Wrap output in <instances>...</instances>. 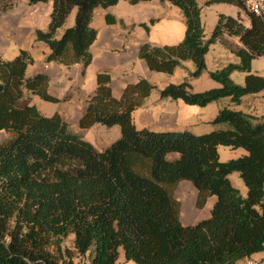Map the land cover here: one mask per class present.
Wrapping results in <instances>:
<instances>
[{
  "label": "trees",
  "instance_id": "obj_1",
  "mask_svg": "<svg viewBox=\"0 0 264 264\" xmlns=\"http://www.w3.org/2000/svg\"><path fill=\"white\" fill-rule=\"evenodd\" d=\"M29 5L49 0H26ZM120 0H51L52 11L37 41L50 53L47 61L65 67L81 64V76L91 62L89 47L96 38L91 27L94 11ZM136 5L150 0H125ZM179 9L185 24L183 40L172 46L145 42L137 55L151 72L171 75L190 61L196 79L205 71L204 56L220 42L239 59L238 64L209 74L218 88L192 92L188 81L159 91L161 99L180 100L205 107L228 98L264 90V77L253 75L251 61L264 56V24L244 0H207L205 5L235 6L236 18L219 15L205 39L201 8L195 0H159ZM18 0H0V15ZM75 10L74 23L59 38L58 29ZM110 23L114 19L106 15ZM154 21L152 20L151 23ZM147 30V29H146ZM237 38L236 46L224 38ZM32 60L25 52L13 60L0 58V264H74L63 250L73 236L78 256L86 264H236L264 250V122L239 111L221 109L207 134L151 132L135 128L132 113L155 89L144 79L127 85L119 99L110 93V76L96 75V87L87 98L78 127H118L120 138L102 152L68 131L58 115L46 117L31 97L54 103L48 95V76L27 77ZM245 73L242 85L230 75ZM243 149L241 158L220 162L217 147ZM237 173L246 187L242 196L229 180ZM181 181L197 191L196 208L210 197L216 201L210 217L192 226L179 221L172 193Z\"/></svg>",
  "mask_w": 264,
  "mask_h": 264
},
{
  "label": "crops",
  "instance_id": "obj_2",
  "mask_svg": "<svg viewBox=\"0 0 264 264\" xmlns=\"http://www.w3.org/2000/svg\"><path fill=\"white\" fill-rule=\"evenodd\" d=\"M195 1L201 8V16L204 10L213 12L208 23L212 24L211 27L205 28L207 24L200 16L205 39L210 37L219 15L236 18L240 14L243 24L248 26L244 14L235 6L227 4L207 6L205 5L207 0ZM51 11V0L36 5H29L26 0H18L11 11L0 15V58L10 61L20 52H25L32 60L26 69V76L31 77L38 73L47 75L48 95L56 99V102L50 103L31 97V103L46 117L53 115L61 117L69 132L79 135L97 151H104L120 138V129L116 126L106 128L93 125L88 129L78 127L79 119L86 109L87 98L95 90L96 75L101 72L110 76V93L114 99L121 97L127 85L135 84L140 79L154 86L155 89L145 99L142 107L132 113L133 124L138 130L207 134L215 129L210 122L223 108L242 112L264 122V90L242 97L238 105L230 102L228 98L212 102L205 107L189 106L180 100L160 98L159 91L168 85H178L183 81H188L191 91L196 93L218 88L219 84L213 81L209 74L229 64L239 63L235 55L215 42L210 45L204 56L205 71L196 79L189 77L194 71L190 61L184 62L171 75L151 72L146 63L138 58V47L145 42L158 46H172L180 43L184 38V19L179 9L169 3L150 0L130 5L127 1L120 0L113 7L96 9L90 24L96 31V38L89 47L91 62L83 77L81 64L65 67L47 61L50 50L45 43L36 39V31L47 29ZM106 15L111 16L114 22H108ZM63 31H57L56 38H59ZM227 40L236 46H241L237 38L227 37ZM250 73L260 76L252 69V63ZM245 75L234 71L230 79L233 81L238 77V80L242 79V83L238 85H242ZM221 147H217L220 162L235 160L246 155L243 149L232 150ZM239 179L237 173L229 176L232 186L245 196L246 187ZM172 197L178 204L179 221L183 226H192L209 218L216 201L215 197H210L203 208H196L197 191L188 181L179 182L173 190ZM247 261L264 264V250L236 264H246ZM118 262L134 264L132 261L124 262L120 258Z\"/></svg>",
  "mask_w": 264,
  "mask_h": 264
},
{
  "label": "rangeland",
  "instance_id": "obj_3",
  "mask_svg": "<svg viewBox=\"0 0 264 264\" xmlns=\"http://www.w3.org/2000/svg\"><path fill=\"white\" fill-rule=\"evenodd\" d=\"M205 9V8H203ZM212 14L213 12L211 11H203L202 12V16L201 18H203V20L205 21V23L207 24L205 26V28L207 27H211L212 24H208L212 18ZM74 15H75V10H72V12L70 13V15L68 16V18L66 19L65 23L62 25V27L58 30V32H62L63 30H65L66 28H69L73 25L74 23ZM245 17V16H244ZM242 19V18H241ZM245 19L247 20V18L245 17ZM243 22V19H242ZM203 26V25H202ZM213 28V27H212ZM204 30V29H203ZM227 40V37H224ZM218 45L223 46L220 42L217 41ZM252 63V69L254 71H256L258 73V75L263 76L264 77V56H260L255 58L254 60L251 61ZM235 79L237 80H233L234 83L237 84H241L242 83V79L238 80V77H235ZM45 104V103H44ZM6 140V135L4 133H0V142H3ZM221 148H225V147H221ZM240 180V179H239ZM63 250H68L69 252H71V254L73 255V260L72 262L74 264H86L88 263V256H78L76 254V252L74 251L73 248V236H68L67 238H65L62 242L61 245ZM121 260H123L124 262H129V261H125L123 258V254L122 251L120 250V257Z\"/></svg>",
  "mask_w": 264,
  "mask_h": 264
},
{
  "label": "built area",
  "instance_id": "obj_4",
  "mask_svg": "<svg viewBox=\"0 0 264 264\" xmlns=\"http://www.w3.org/2000/svg\"><path fill=\"white\" fill-rule=\"evenodd\" d=\"M248 10L259 17L264 24V0H244ZM246 264H257L256 262L247 261Z\"/></svg>",
  "mask_w": 264,
  "mask_h": 264
},
{
  "label": "water",
  "instance_id": "obj_5",
  "mask_svg": "<svg viewBox=\"0 0 264 264\" xmlns=\"http://www.w3.org/2000/svg\"><path fill=\"white\" fill-rule=\"evenodd\" d=\"M0 91H1V87H0Z\"/></svg>",
  "mask_w": 264,
  "mask_h": 264
}]
</instances>
